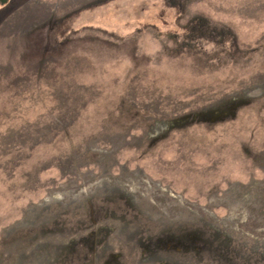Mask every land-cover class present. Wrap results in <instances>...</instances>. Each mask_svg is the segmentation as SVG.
Returning a JSON list of instances; mask_svg holds the SVG:
<instances>
[{"label":"rangeland","instance_id":"1","mask_svg":"<svg viewBox=\"0 0 264 264\" xmlns=\"http://www.w3.org/2000/svg\"><path fill=\"white\" fill-rule=\"evenodd\" d=\"M0 264H264V0L0 2Z\"/></svg>","mask_w":264,"mask_h":264},{"label":"water","instance_id":"2","mask_svg":"<svg viewBox=\"0 0 264 264\" xmlns=\"http://www.w3.org/2000/svg\"><path fill=\"white\" fill-rule=\"evenodd\" d=\"M0 2H1L2 4H5V3L7 2V0H0Z\"/></svg>","mask_w":264,"mask_h":264}]
</instances>
